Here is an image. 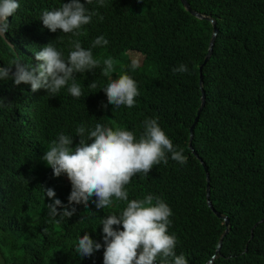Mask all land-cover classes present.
I'll list each match as a JSON object with an SVG mask.
<instances>
[{"label":"trees","instance_id":"obj_1","mask_svg":"<svg viewBox=\"0 0 264 264\" xmlns=\"http://www.w3.org/2000/svg\"><path fill=\"white\" fill-rule=\"evenodd\" d=\"M186 1L214 19L219 30L202 69L206 105L192 142L198 156L189 147V128L202 102L200 67L213 35L209 19L193 16L180 0H105L104 7L96 0L91 5L81 0L99 15L73 35L52 32L40 19L43 11L69 0H18L20 7L8 18L11 27L5 33L12 47L0 37V67L16 58L39 63L34 51L49 42L65 59L74 40L85 49L101 35L109 43L92 48L101 67L75 74L80 98L67 86L52 96L43 88L33 91L30 84L0 80V264H103L101 222L108 214L118 215L127 202L114 200L112 206L97 209L93 196L87 206L69 205L70 180L66 174L54 176L41 157L60 133L72 136L75 147L81 125L87 135L96 123L114 124L138 139L149 118H158L187 163L181 165L168 153L167 164L132 177L126 185L129 200L151 194L170 206L168 233L176 236L175 252L188 264H207L222 238L214 264H264V0ZM108 57L115 64L113 79L128 74L137 82L139 95L131 108H114L107 101L102 62ZM132 61L138 63L135 69ZM180 64L188 72L172 71ZM93 82L96 88L90 86ZM201 160L210 174V202L229 218V226L208 205ZM47 188L54 189V198L46 196ZM54 199L62 202L58 213L63 205L75 207V213L50 216L47 204ZM113 227L122 230V225ZM85 233L102 247L82 258L75 244Z\"/></svg>","mask_w":264,"mask_h":264},{"label":"clouds","instance_id":"obj_2","mask_svg":"<svg viewBox=\"0 0 264 264\" xmlns=\"http://www.w3.org/2000/svg\"><path fill=\"white\" fill-rule=\"evenodd\" d=\"M96 2L100 7L105 6V0ZM92 3L93 0H86L87 5ZM19 7L18 0H0V37L5 38V33L11 27L8 18ZM95 15L99 14L89 10L81 0H69L60 8L43 11L40 19L44 27L52 32L60 29L65 34L79 35L82 26L91 23ZM99 19L103 21V16H99ZM108 43L101 35L94 39L91 48L85 49L79 40H74V50L65 59L63 52L49 42L34 51L39 63H21L22 60L16 58L7 66L0 67V80H13L16 85L30 84L33 91L43 88L52 96L58 95L67 86L73 97L80 98L83 92L75 81V74L101 67V60L93 57L92 48ZM102 64V75L108 78L107 85L103 87L108 103L114 105V108L133 107L139 95L137 82L128 74L113 79V58H104ZM131 67L135 69L138 63L132 61ZM172 71L184 73L188 72V68L180 64ZM90 86L97 87L95 82ZM3 106L0 100V107ZM76 134L80 140L72 147L73 137L60 133L57 139L51 141L41 159L52 168L54 176L67 175L71 182L69 205L83 203L87 206L93 196L96 198L94 203L97 209L112 206L114 200L127 202L118 215L108 214L101 222L104 234L103 264H154L157 260L159 264H188L183 254L177 255L175 252L176 236L168 233L172 223L170 217L173 215L170 206L160 197L151 194L142 199L129 200L126 190L132 177L141 173L147 176L153 166L161 162L167 164L168 153L172 160L181 165L187 163L183 149L177 150L174 147L159 125L158 118L144 121V129L138 139L133 131L102 123H96L87 135L85 127L81 125L76 128ZM89 140L91 143H88ZM45 194L50 198L56 195L52 188L45 189ZM58 205H62L59 199L47 204L50 216L71 217L76 211L75 207L69 210L67 205H63L64 210L58 213ZM114 225H122V230L114 228ZM101 247V243L85 233L79 236L75 251L83 258L91 256Z\"/></svg>","mask_w":264,"mask_h":264},{"label":"water","instance_id":"obj_3","mask_svg":"<svg viewBox=\"0 0 264 264\" xmlns=\"http://www.w3.org/2000/svg\"><path fill=\"white\" fill-rule=\"evenodd\" d=\"M180 1L182 3V6L184 7V9L187 12L191 13L193 16H195V17H197L199 19H209L211 21V23L213 24V35H212V38H211L210 43H209L208 53L206 55L204 64L200 67V71H201V74H200V86L202 88V102H201V106H200V108H199V110L197 112V117H196L193 125L191 126V128H189V147H191L193 149L192 142H193L194 135H195L194 130H195V127H196V125H197V123L199 121V117H200V115H201V113H202V111H203V109H204V107L206 105V93H205V89L203 87V81H204V79H203L202 69H203V66L206 65L210 61V59H211V56L213 54V49H214V46H215V42H216V38H217V35L219 33V30H218V27H217V22L214 19L207 18L203 14L194 11L192 9V7L189 6V4H188V2L186 0H180ZM1 38L9 46L12 47V44L7 41L6 36H5V38L4 37H1ZM193 151H194V149H193ZM194 154L197 155L195 151H194ZM202 163L205 166V170L207 172V199H208V205L212 209V211L216 214V216H218L221 219H224L225 222H226V225L229 226L230 225L229 218L228 217H225L222 213H220L218 210H216L215 207L213 206V204L210 202V174L208 172V168L206 167L205 163L203 161H202ZM261 222H263V220ZM259 224L260 223H257L256 226H258ZM228 231H229V228L227 229V232ZM223 242H224V238H222L221 241H220V245H219V249H218L217 254L221 251ZM217 254L207 264H214V259L217 256ZM154 264H159V263L154 262Z\"/></svg>","mask_w":264,"mask_h":264}]
</instances>
